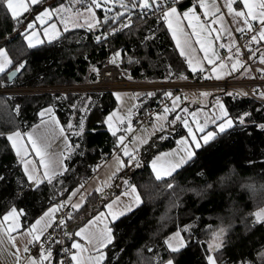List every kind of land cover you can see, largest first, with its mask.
I'll return each mask as SVG.
<instances>
[{"label": "trees", "instance_id": "trees-1", "mask_svg": "<svg viewBox=\"0 0 264 264\" xmlns=\"http://www.w3.org/2000/svg\"><path fill=\"white\" fill-rule=\"evenodd\" d=\"M191 1L176 4L184 8ZM39 5L23 12L19 22L0 6V37L18 28ZM96 13L103 15L101 9ZM115 22L109 16L107 23L103 19L91 30L70 28L31 49L26 47L22 31L9 36L4 48L14 64L8 70L27 61L26 70L10 84L44 86L92 80L105 55L97 34ZM260 43L264 49V40ZM106 46L112 53L119 51L121 68L131 78L179 79L192 73L174 48L160 15L135 18L131 27L108 39ZM6 72L0 73V85L8 83ZM210 95L221 100L234 127L195 148V155L170 177L155 180L147 165L130 174L129 181L143 203L111 222L113 239L101 264H159L169 259L173 264H208L209 254L217 264H264V222H255L252 215L264 207V128L260 127L264 125V101L229 91ZM146 96L136 97L151 103L158 95ZM115 105L112 92L0 94V215L15 208L22 213L20 221L26 227L51 204L48 199L59 188L65 187L62 195H67L88 179L116 147V135L104 125V117ZM45 106L52 108L68 136L71 148L64 158L68 170L51 183L30 186L6 135L30 127ZM245 112L250 113L245 122H236ZM80 121L83 131L77 134ZM181 132L179 128L175 134ZM175 134L166 147L173 144ZM185 228L188 230L183 231ZM221 228L224 236L217 241L214 233ZM174 229H179L185 242L175 253L164 243ZM213 242L221 247L210 252Z\"/></svg>", "mask_w": 264, "mask_h": 264}, {"label": "snow or ice", "instance_id": "snow-or-ice-1", "mask_svg": "<svg viewBox=\"0 0 264 264\" xmlns=\"http://www.w3.org/2000/svg\"><path fill=\"white\" fill-rule=\"evenodd\" d=\"M41 2V0H0V6L6 7V9L8 11H10L11 16L16 19L18 22L20 21V17L22 15L21 10H23L24 12H27L30 10L31 5H37ZM77 2H80V0H77ZM109 2V0H90L89 4L87 5L86 10L92 14V20H95V15L93 13V9L94 8H101L102 5L107 4ZM174 2H176V0H174ZM238 0H226L225 6L228 9V14L233 16V21L234 23L237 24L236 27V31L237 32H244L245 28H241L239 27V20L237 18L239 17H244V24L247 26V30L251 31L252 30V24L251 21L248 19V17H251V20H256L257 14L253 12V5L249 2V0H243L245 7L248 8V12L245 13L244 11H236L233 9L232 5L234 3H237ZM129 3L132 4V7H140L141 9H156V8H160L162 11V18L168 22V26L171 29L172 28V21L170 19V17H174L177 15V8L176 7H167L166 9L163 8V5L161 3V0H135V3H133V0H129ZM121 7L125 8V11L128 10V3H124L123 0H121ZM204 3L201 0L200 3V7H204ZM211 7L213 9H215V13L220 15V22L223 23L224 22V17H223V13H221V8L215 3V0H213V3L211 5ZM260 11H259V17H264V0H260V4L258 5ZM66 9H64L63 6L60 7V9H57L55 11H65ZM105 11H109V9H105ZM79 15V13H77ZM205 16L209 15V12H205L204 13ZM125 13H121L118 12L116 13L115 16L111 17L112 21L115 22L116 20H120L122 17H124ZM183 17L187 18L189 17V13L185 12L182 14ZM44 16H48L49 18H51V12H49V10L45 9V12L37 15L36 19L37 20H43ZM196 19L198 20L199 18L196 17ZM109 20V17H105V23H107ZM215 22V21H213ZM98 24V21H97ZM260 24H261V30H260V39L264 40V19L260 20ZM83 26V25H80ZM86 26L89 28V30H91L93 27L97 26L96 24H93L91 21H87L86 22ZM35 25L29 23L27 25V29H34ZM53 28H55V25H52ZM131 27V18L129 17L125 23L121 24L119 26V28H114L112 30L111 33L106 34L104 36V39H107V35H111V34H115L116 31H120L123 30L124 28H129ZM189 27L193 28V31L191 34L185 32L184 29H181L179 27V24L177 25V27L175 29H172V35L173 38L176 40V46L180 49V55L181 56H186L188 57V63L189 65L192 64V53L195 51V49L193 48V43H192V36H196V37H200L202 35L203 32V26H201V31L197 32L195 30V26L189 24ZM67 30V29H65ZM27 31V30H26ZM216 31L214 29H209L207 32V37H212V40H219L221 38L220 34L218 33L216 36H212V32ZM224 33L231 36V32L229 31V29L227 27H225L223 29ZM45 34L47 35V32H45ZM33 36H35V32L32 33V35H26L25 39L27 40V45L26 47L31 49L36 47V44H40L43 43L44 41L41 40H37L36 44H33L32 42V38ZM207 37H205V39H197L195 42L197 44H199L201 46V51L204 52V59L208 60L209 64L213 63V60L209 58V49L212 47V43L211 40L207 41V46H206V40ZM101 39V37H97V41L99 42ZM252 41H257V37L256 35H252L251 37ZM220 48H224L225 45L224 44H220L219 45ZM229 51H231V46H229ZM248 51L251 52V48H248ZM236 54L240 55V49L237 46L236 47ZM120 55L119 52H117L115 54L116 57H118ZM252 55L254 56L255 53H252ZM211 56L212 57H216L217 59H220V57L218 56V54L215 51L211 52ZM251 58V57H250ZM229 59L231 60L232 57L230 56ZM262 62H264V57L261 58ZM113 62L115 63V59H113ZM14 64V61L9 57L8 55V51L0 46V73H5L8 68L10 66H12ZM220 67H225L223 64L220 65ZM241 67H245V65H241ZM27 68V61H23L20 62L16 67L13 68V70L11 72L8 73V79L12 80L18 73L22 72L23 70H26ZM193 71H196L195 68L192 69ZM201 71H203V68L201 67L200 69ZM213 71H215V67H213L212 69ZM237 66L235 63L232 64V71H237ZM262 72H264V69L261 70ZM219 78V76L217 77ZM2 86V85H0ZM166 95H171V93H167ZM203 95H208V93H203ZM262 95H264V93H262ZM177 100L179 99V97L176 98ZM220 108V115L214 116L211 120V123L216 124L217 121H220L219 124H217V131L213 132V131H209L207 133H205V128L208 124V120H205L204 123L201 125L199 122H197V131L199 133H202L203 135L200 136V138H197V135L195 132H193V129L191 126H189L187 120H184V125L185 127L188 128V132H189V137L188 138H184L181 140V143L188 145L189 147H195L196 149H199L201 147V141H203L204 144H207L209 142V140L215 138L217 135H219L220 133H224L226 132L228 129H231L232 127H234V120L229 117L228 112L224 109L222 104L218 105ZM175 110V102H174V107L172 109V111ZM19 111V106H16V112ZM46 112L50 113L52 111L51 108L45 110ZM169 109L165 108V112H168ZM41 116L45 115V112H41L40 113ZM193 119H195V113L192 114ZM250 116V113H243L240 116H238L236 118V122L243 124L245 122V119ZM166 119V117H165ZM176 120L182 119L181 117L177 116L175 118ZM108 120L111 121L112 120V116L108 117ZM170 123H175V120L171 121ZM55 124L57 126H59V122L55 121ZM71 127V126H69ZM109 127L111 128V124H109ZM260 127L264 128V125H260ZM80 129L81 132L77 133V134H81L83 131V123H81L80 125ZM161 132L164 131L163 126L160 127L159 129ZM55 129L50 130L46 136H41V137H34L32 134H28L26 136V140L28 143H26L24 146H22L21 148L17 149V155L21 156V153H23V155L21 156V163L24 166V171L25 173L28 175V179L30 181V183L32 185H39L40 183H42L41 177H44L47 179L48 183H51L53 179H55L58 175H62L64 171H67V168H64L62 166V163H58V161H62L63 160V156L61 157H54L53 155H51L49 153V145L47 142V137L51 136L54 133ZM59 133L61 136L64 135V128L60 127L59 128ZM112 134L115 136L117 134V130H113ZM21 137V133L19 131H15L13 132L11 135H9L7 137V139L12 140L13 137ZM124 136L121 135L118 137V141L122 144V142L124 141ZM189 138L191 140V144H189ZM65 139H67L65 137ZM146 143V141H145ZM13 147L15 148L16 145L15 143L13 144ZM31 154H34L36 157H38V160H33V159H29V156ZM195 153L192 151H187V154L185 157L180 158L177 162L172 163L168 166V168L161 170L156 168V162H153V172H154V179L159 181L165 177H170L172 176V174L174 172H176L177 169L181 168L182 165H184L185 163H187V161L189 159L192 158V156H194ZM123 156L127 157L128 159V164L131 166H139V161L136 158V156L132 153L129 152L127 150V146H124V151H123ZM157 160H159V158H157ZM118 161V167L116 168V171L113 172L112 174V178H118L117 174L120 173L122 171V169L125 167V163L123 161V159H120L119 157L117 158ZM39 166V167H38ZM43 169V171L41 172L40 169ZM2 179V178H0ZM127 185V181L124 182ZM81 187H83V185H81ZM144 187H147V185H145ZM168 188H172L173 185L172 184H168L167 185ZM209 187H211V185H209ZM78 191V190H77ZM97 191L103 193V189H97ZM125 195H129L132 197L133 202L136 205H139L141 203H143L139 192L136 188V186L134 185H128V190L124 193ZM83 198H81V203H77V204H72L71 207L74 210H79L83 204H82ZM119 201V197H117L116 201H113L112 203L108 204L107 207L109 209H112L114 204H116ZM64 204H59L56 205L55 207L49 208L48 211H46L43 216H41L39 219H37L35 221V223L31 226L30 229H25L24 234H27L31 237V239L29 240V244H33L36 243L38 241H40V237L45 233V231L49 228L52 227V224L50 223V221L53 218V214L58 212L60 210V208L64 207ZM132 210V206L131 205H125L124 206V210L120 211L118 214L116 213H112L110 212L108 215L111 217L112 221H115L116 219L119 218V216H123L125 215L127 212H130ZM22 214V213H18L17 210L15 208H13L10 212L6 213L5 216L3 217L4 221H8L9 217L13 218V223L15 221V216ZM104 215V214H101ZM255 217V222L259 223V222H264V208H260L258 211H256L255 213L252 214ZM68 219H71V216L68 215L67 217ZM97 220H99L100 218L97 217ZM43 223V226L40 228H37V225H40L41 222ZM93 224L92 220L88 221V224L85 225V227L81 228L79 231L75 232L74 234H70L69 232H65L66 236L69 235H74L77 237H83L88 244L93 246V251L95 253H97L98 255L95 257V264H99V262L101 260H103L104 255L103 252L101 251L103 248H105L108 244H110L112 242V229L107 227V225H105L104 229L100 232H92L89 231L88 228L89 226H91ZM57 226L58 227H66V223H65V219H60L57 222ZM18 229L16 227H12L10 229V231L15 232ZM188 229L185 228L183 229V231H187ZM224 229L221 228L219 229L216 233H214V239L217 241H220L222 239V237L224 236ZM38 233V234H35ZM13 247L15 248V238L14 237H9ZM173 239H175V245L172 243ZM48 241H51V243H60L61 241L55 240L52 237H47L44 243H48ZM168 248L170 249L171 252L175 253L178 252L182 247L185 246V242L183 237L181 236V232L177 231L173 237H169L168 240L166 241ZM221 247V243H214V244H210L209 245V250L210 252H215L218 251L219 248ZM72 248L73 249H79L82 253L87 251V248L83 247L80 243H73L72 244ZM41 253H40V257H39V261L40 264H43L44 261H50V258L52 257V252H51V248L50 246L48 248H44L43 244H41ZM17 252H19V249H16ZM24 251L27 252L28 251V246L26 245L24 248ZM149 251H151V249H149ZM68 250H66V254H67ZM71 259L73 261H75V264H85V260L78 258L76 254H72L71 255ZM88 260L92 259V256L89 255V257L87 258ZM207 262L208 264H216V259L213 255L209 254L207 257ZM17 260H19V257H17ZM29 264H37L36 260L34 259H30L29 260ZM61 264H65V262H61ZM159 264H173V261L171 259H169L167 262H164L163 260L159 261Z\"/></svg>", "mask_w": 264, "mask_h": 264}, {"label": "crops", "instance_id": "crops-1", "mask_svg": "<svg viewBox=\"0 0 264 264\" xmlns=\"http://www.w3.org/2000/svg\"><path fill=\"white\" fill-rule=\"evenodd\" d=\"M127 1L129 2V0H127ZM179 1H182V0H176V2H179ZM176 2H175V5L170 6V7H176L177 8V15L174 17H170V19L172 21V28L171 29L169 28L168 22L165 21L163 18H162V21H163V24H164V26H165V28H166L169 36H170V39L174 45V48L176 49V51L178 52L179 55H180V49L176 46V40L173 38V35H172V29H175L177 27V25L179 24V27L181 29H184L185 32L191 34L193 31V28L189 27V24L195 26V30L197 32H200L201 26H203V32H202V35L200 37H196V36L191 37L192 43H193V48L195 49V51L192 53V64L189 65L188 57L182 56V58L184 59V62L186 64L187 69L191 72H199L205 78H209V79H221V78H227V77H239V78L250 77V70L245 65L242 56L236 54V49L234 47V34L238 33L235 30L237 27V24L234 23L233 16L228 14V9L225 6L226 0H215V3L221 8V13H223V17H224L223 23L220 22V15L216 14L215 9H213L211 7L213 0H202V2L205 5L204 7H200L201 0H192L191 3H189L184 8H179L177 6ZM249 2L253 5L252 10L254 13L257 14L258 18L256 20H251V17H248V19L251 21V24H258L259 25V31L256 34H254L257 37V41L250 40L249 47L251 48V52H249L247 49V53H248L249 58L251 57L250 58L251 60H254V62H256L260 66L264 67V63L261 60V58L264 57V49H262L261 45H259V44H261L260 43V41H261V39H260V30H261L260 20L264 19V17H259V15H258L259 11H260V9L258 7V5L260 4V0H249ZM133 3H135L134 0H133ZM128 5H129L128 7H132L131 3H128ZM232 7L236 11H244L245 13L248 12V8L245 7L243 0H238L237 3H234L232 5ZM23 12H21V13H23ZM185 12L189 13V17H187V18L183 17L182 14ZM205 12H209V15L205 16V14H204ZM196 17H198L199 19L197 20ZM237 19L239 20V27L246 29L247 26L244 24L245 18L239 17ZM102 21H103V19H99L98 24L96 23V25L97 26L100 25L102 23ZM213 21H215V22H213ZM46 23L47 22L43 21L42 23H39V26H41L42 24H46ZM79 27H87V26L85 25V26H79ZM225 27H227L229 29V31L231 32V36L224 33L223 29ZM93 28H96V26ZM209 29L216 30V31L212 32L213 37L219 33L221 38L219 40H212V37H207V32ZM22 32L24 34L26 32V29L23 30ZM57 33L58 32H54L53 34H57ZM61 33H58L52 39L47 38L49 40H44L43 43L55 40L57 37H59L61 35ZM205 37H207L206 46H207L208 40H211V43H212V47L209 49V58L213 60L212 64H209L208 60L204 59L205 54L203 51H201V46L195 42L197 39H205ZM23 40L25 42L24 37H23ZM32 40H37V37L33 36ZM40 44H42V43H40ZM220 44H224L225 47L220 48L219 47ZM37 45H39V44H37ZM229 46H231V51H229ZM212 51H215L218 54V56L220 57V59H217L216 57H212L211 56ZM222 52H225V54H222ZM252 53H255V55L253 56ZM230 56L232 57L231 60L229 59ZM233 63L236 64L237 69H238L237 71H232V64ZM221 64H223L225 67H223V68L220 67ZM241 65H245L248 70H244V67H241ZM201 67L203 68V71L200 70ZM213 67H215V71L212 70ZM193 68H195L196 71H193L192 70ZM261 70L262 69H260L259 67L255 68V71L257 72L258 76L264 77V72H262ZM218 76H219V78H217ZM255 91L258 93V96H260V92L258 91L257 88H255ZM186 92H190V91H186ZM186 92H184V93H186ZM191 92H194V91H191ZM202 92H205V91H202ZM135 93L136 94H142V93H137V92H135ZM153 94L154 93H147L146 97L151 96ZM183 94L181 96H178L179 97L178 100L176 99L177 97H174L170 100L171 101L170 103L175 102V108L180 107L182 104L187 105L190 103V101L196 100L195 96H191V95H185L184 96ZM208 94H210V93H208ZM136 96L137 95H135L134 100H132V102L128 105V108L134 101L139 100V99H137ZM142 101H144V100H142ZM219 104H222L221 100L215 101L214 103H212L209 107L214 106V108L212 110H210V112L205 113V115L198 116L199 120L198 121L194 120L191 123V127H193L194 130H197V122H199L202 125L205 120L209 121L208 124H213V123H211L212 118L214 116L220 115V108L218 106ZM49 108H51V107L45 106V107L40 108L38 111V114L40 117L38 118V120L34 124H32L27 129H25V130H14V131L7 133V135H6V137H8L9 135H11L15 131H19L21 133V137L17 138L14 136L12 140H9V139H7V140L9 142L11 149L13 150L14 154L16 155V157L18 159L20 166L23 170V173L25 175V178H26V180L30 186H33V185L30 183V181L28 179V175L24 171V166L20 162L21 156L23 155V153H21V156L17 155V149L21 148L26 143H28L26 140V136L28 134H32L34 137H41V136H46L50 130L55 129L54 133L51 136L47 137V142L49 145V153L51 155H53L54 157L63 156V160L58 161V163H62V166L64 168H65L64 158L71 148L65 131H64L63 136H61L59 133V128L62 126H61L59 120L57 119V117L55 116L53 110L50 113L45 111ZM168 108H171V104ZM41 112H45V115L41 116L40 115ZM55 121L59 122V126H57L55 124ZM125 122L126 121H124V123ZM218 122L219 121H217L216 124L212 125V126L215 125V127H216L213 130V132L217 131V123ZM80 123H81V121H80ZM110 133H112V132H110ZM65 137L67 139H65ZM14 143L16 145L15 148L13 147ZM189 144H191L190 138H189ZM201 144H202V141H201ZM194 149H195L194 146L189 147V150L190 151L192 150V152ZM113 151L114 152H112L108 157L104 158L103 160H101L98 163V165L96 166V168L92 172L91 176L81 184V185H83V187H81V185H79L75 189V191H72V192L68 193L67 195L61 194V196L55 202L48 205V207L38 217H36L34 220H32L28 226H26V227L22 226V223L20 221V214L15 216L14 223H13L12 217H9L8 221H4L3 217L5 216V214L10 212L13 208L6 211L2 215H0V238L3 239V243L0 244V257H4L8 253H11V252L16 254V256H19V252L20 253L23 252L26 245L29 246V240L31 239V237L29 235L24 234L25 229L26 228L30 229L31 226L35 223V221L37 219H39L41 216H43V214L46 211H48L49 208L55 207L56 205H59V204H68L71 208V213H70L71 219L67 218V220H66L67 232H69L70 234H74L75 232L79 231L81 228L85 227V225L88 224L89 220L93 221V224L91 226H89V228H88L89 231L100 232L104 229L105 225H107V227L111 228V222H113V221L111 220V217L108 214L110 212L118 214L121 211L120 210L121 208L119 207L120 201H118L116 204H114L112 209H109L107 207V205L112 203L113 201H116L120 192L124 189H127L128 185H133L129 181L130 174H126V176H128V179L127 178L125 179V181H127V185H123L124 187H122L123 188L122 190L117 189L115 186V183L111 184V182L113 180H115V181L117 180L115 178H112L113 172H115L116 168L118 167L117 158L119 157L120 159H123V161H125L121 155L124 151V147H121L120 150H117V148L115 147ZM29 159L38 160V157H36L34 154H31L29 156ZM40 171L42 172L43 169L41 168ZM41 180L47 182V179L44 177H41ZM100 188L103 189V193L97 191V189H100ZM113 195H115V196L113 197ZM81 198H83V201H82L83 206L78 211L74 210L71 207V205L81 203ZM17 212L19 213L18 210H17ZM101 214H104V215H101ZM97 217H99L100 219L97 220L96 219ZM43 223L44 222L42 221L40 225H37V228L42 227ZM12 227H16L18 230L15 232H12V231H10V229ZM35 234H38V233H35ZM9 237L15 238V248L13 247ZM68 240H69V243L71 245L73 243L78 242L83 247L87 248V251H85L83 253L79 249H74L73 254H76L78 258L84 259L85 264H95V257L98 254L93 251L92 245L88 244L87 241L83 237H77L74 235H69ZM108 245L101 250L103 252L104 258H103V260H101L99 262V264H101L106 258V248L108 247ZM166 246H168V245H166ZM17 248L19 249V252L16 251ZM40 253L34 254L35 256H33L32 258H29V259L27 258L23 264H28L30 259H34V260H36L37 264H40V261H39ZM22 254H23V256L31 255V254H27V252H24ZM89 255L92 256L91 260L87 259L89 257ZM167 261L168 260H166L164 262H167ZM47 262L48 261H44L43 264H47ZM50 263L55 264V257H54L53 253H52V257L50 258ZM72 264H75V261L72 260Z\"/></svg>", "mask_w": 264, "mask_h": 264}, {"label": "built area", "instance_id": "built-area-1", "mask_svg": "<svg viewBox=\"0 0 264 264\" xmlns=\"http://www.w3.org/2000/svg\"><path fill=\"white\" fill-rule=\"evenodd\" d=\"M163 8L175 5L174 0H161ZM160 15L162 11L160 8L156 9H141L140 7H130L129 11L125 13L124 17L117 20L110 29H104L97 34V37H101V41L104 45V58L101 65L97 68L95 77L90 81L84 82H70V83H58L44 86H21L10 84V82L2 84L0 86V94L12 96L25 93H50L57 95H65L69 93H104V92H137V93H157V99L151 103H145L142 100L134 101L128 108V119L125 122V128L132 132L138 128L143 122L149 120L151 116L157 112H160L163 108L170 106V100L174 97L181 96L186 91L194 92H222L229 91L234 92L241 96H248L258 101H264V77H259L255 71L256 67L264 69L254 60H251L248 56L247 49L249 48L252 35L259 31L258 24H252V30L248 31L247 28L244 32H238L234 34V47L238 46L241 52V56L245 65L250 70V77H227L221 79H209L205 78L199 72H192L185 74L179 79H136L129 77L126 70L121 68V63L118 57L115 56L118 50L110 52L107 49V40L116 34L128 29L116 31L115 34L107 35V39H104L106 34L112 32L114 28L126 22L131 18V26L134 24L135 18H148L150 16ZM225 54V52H222ZM115 59V63L113 62ZM255 88L260 92V96L255 91ZM171 93V95H166ZM264 137V132H263ZM130 137L126 138L129 141ZM65 188H59L56 193L49 197L48 202H55L61 194H63ZM60 208V210L53 214L51 220L52 227H49L45 233L40 237V241L29 244L27 254H38L41 252V244L44 248L50 246L51 252L56 256L55 264H72L71 255L74 252L72 245L69 243L68 237L65 235L67 232L66 227H58L57 222L60 219H65V223L68 215L71 213V208L68 204ZM47 237H52L55 240L61 241L60 243H44ZM66 250H68L66 254Z\"/></svg>", "mask_w": 264, "mask_h": 264}, {"label": "rangeland", "instance_id": "rangeland-1", "mask_svg": "<svg viewBox=\"0 0 264 264\" xmlns=\"http://www.w3.org/2000/svg\"><path fill=\"white\" fill-rule=\"evenodd\" d=\"M89 2L90 0H80V2H77V0H41L40 5L36 9H34V11H31L27 14V19L18 28L16 29L14 28V30L11 33L5 35L4 37H0V46L4 47V41L9 36L14 35L15 33L23 31L25 29L27 30V25L29 23L34 24L35 27L34 29H28L23 34L24 39L26 35H32V33L35 32V36L37 37V40L44 41L54 38L58 33L65 31V29L79 27L80 25L85 26L87 21H91L93 24H96L99 19H105L106 16L113 17L118 12L121 13L125 12V8L120 6L121 0H109V2L107 4L102 5L101 8L93 9L95 20H92V14H90L86 10ZM123 2L129 3L127 0H123ZM32 6L33 5H31V7ZM61 6H63L64 9L66 10L55 11L57 9H60ZM45 9L51 12V18H49L48 16H44L42 21L37 20L36 19L37 15L44 13ZM97 9L102 10L103 12L102 16L97 15L96 13ZM105 9H109V11H105ZM21 12H23V10H21ZM77 13H79V15ZM43 21L47 23L39 26V23H42ZM52 25H55V28H53ZM45 32H47V35L45 34ZM54 32H58V33L53 34ZM37 40H32L33 44H36ZM25 44H27L26 39H25ZM244 70H248V69L244 67ZM203 93H207V92L197 93L190 91L184 93L183 94L184 96L185 95L195 96L196 100L190 101V103L187 105L182 104L180 107L175 108L174 111H172L174 106V103L172 102L171 108H168L169 109L168 112H165V108L162 109V111L153 114L150 120L143 122L138 128L130 132L125 128L124 121L128 119V105L132 102V100H134L135 95L137 94L135 92H127V91L114 92L113 94L116 100V105L104 117L105 128L110 132H112L113 130H117L116 142H115L117 150H120L121 147H124L126 145L127 150L129 152H132L138 159L139 166L129 165L127 157L123 156L122 153L121 155L125 160L124 161L125 167L122 169L120 173L117 174L118 178H115L117 179L116 180L117 182L113 180L111 184L115 183L116 188L122 190L123 189L122 187H124L123 185H126L124 184L125 179L126 178L128 179V176H126V174H131V172H133L135 169L140 168L143 165H147L150 169L152 176L154 177V172H153L154 161L156 162L155 165L156 168L164 170L168 168L170 164L177 162L182 157H185L187 151L190 150L188 145L181 143L182 139L189 137L188 128L185 127L184 120H187L189 126H191V123L194 120L197 121L199 120L198 116L200 115L203 116L205 115V113L210 112V110L214 108V106L209 107L212 103H214L215 101H219L217 96H212L210 94L203 95ZM193 113H195V119H193L192 116ZM109 116H112L111 121L108 120ZM177 116L181 117L182 119L176 120L175 118ZM173 120H175V123H170ZM219 123L220 121L217 124ZM80 124L81 123L79 122L78 125ZM109 124H111V128L109 127ZM212 125L213 124H208L206 126L205 133L209 131H213L216 128L215 125L214 126ZM161 126H163L164 128L163 132L159 130ZM179 128L182 129L181 134L179 133L175 134ZM192 129L193 132L196 133L198 139L200 138V136L203 135L202 133H199L197 130H194L193 127ZM79 130L80 127L78 128L77 133L79 132ZM173 134H175L173 137L174 144L169 147H166L167 142L173 136ZM121 135L125 137L122 144L118 141V137ZM128 136L130 137V140L127 142L126 138ZM157 158H159V160H157ZM127 190L128 188L122 190L118 195L120 201L119 207L121 208L120 209L121 211L124 210L125 205H131L132 209L136 206V204L133 202L132 197L124 194ZM114 196L115 195H113V197ZM259 209H257L256 211H258ZM177 231H179V229H174L172 232L167 234L166 237H164V243L166 245H167L166 241L168 240V238L173 237ZM2 243H3V239L0 238V244ZM172 243L175 245V239H173ZM24 252H25L24 250L21 253L19 252V256H16V254H14L13 252L8 253L6 256L0 257V264H23L27 258L29 259L35 256V255L23 256L22 253ZM17 257H19V260H17ZM47 264H51L50 261H48Z\"/></svg>", "mask_w": 264, "mask_h": 264}, {"label": "water", "instance_id": "water-1", "mask_svg": "<svg viewBox=\"0 0 264 264\" xmlns=\"http://www.w3.org/2000/svg\"><path fill=\"white\" fill-rule=\"evenodd\" d=\"M14 68V67H13ZM13 68L9 69L7 72H6V78H7V82H10L11 80L8 79V73L11 72L13 70Z\"/></svg>", "mask_w": 264, "mask_h": 264}, {"label": "bare ground", "instance_id": "bare-ground-1", "mask_svg": "<svg viewBox=\"0 0 264 264\" xmlns=\"http://www.w3.org/2000/svg\"><path fill=\"white\" fill-rule=\"evenodd\" d=\"M110 50V49H109ZM114 152V151H113Z\"/></svg>", "mask_w": 264, "mask_h": 264}]
</instances>
